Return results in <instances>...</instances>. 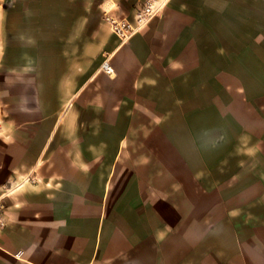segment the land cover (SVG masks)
Instances as JSON below:
<instances>
[{"label":"crops","instance_id":"obj_1","mask_svg":"<svg viewBox=\"0 0 264 264\" xmlns=\"http://www.w3.org/2000/svg\"><path fill=\"white\" fill-rule=\"evenodd\" d=\"M145 1L0 0V264H264V0Z\"/></svg>","mask_w":264,"mask_h":264},{"label":"built area","instance_id":"obj_2","mask_svg":"<svg viewBox=\"0 0 264 264\" xmlns=\"http://www.w3.org/2000/svg\"><path fill=\"white\" fill-rule=\"evenodd\" d=\"M169 0H146L137 11L134 21L116 20L106 18L110 31L121 41H129L134 35L139 33L147 24L158 17L166 8ZM102 68L106 74H112V68L103 62ZM26 179L24 182H28ZM4 227L2 206L0 205V229Z\"/></svg>","mask_w":264,"mask_h":264},{"label":"rangeland","instance_id":"obj_3","mask_svg":"<svg viewBox=\"0 0 264 264\" xmlns=\"http://www.w3.org/2000/svg\"><path fill=\"white\" fill-rule=\"evenodd\" d=\"M194 184H195V186H197L196 185L197 184V180H191L192 187L194 186ZM205 185H206V187L211 186V180H210V178L207 177L206 182H205ZM176 198L177 197H175V199H174L175 204L178 203V200ZM193 199L195 200L196 199V196H193ZM191 204H192V202H191ZM184 209H188V208L187 207H184ZM188 212L190 213V216H191L195 212V209L192 208V206H190L189 210H187L186 213H188ZM180 214H181L180 212L179 213H175V215H174L175 219H180L181 218L180 217Z\"/></svg>","mask_w":264,"mask_h":264}]
</instances>
